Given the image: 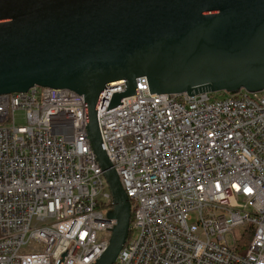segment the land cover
Segmentation results:
<instances>
[{
  "label": "built area",
  "instance_id": "1",
  "mask_svg": "<svg viewBox=\"0 0 264 264\" xmlns=\"http://www.w3.org/2000/svg\"><path fill=\"white\" fill-rule=\"evenodd\" d=\"M124 88L97 106L132 208L113 264H264V89L152 93L139 76L110 107ZM86 124L72 89L0 93V264H89L107 246L112 196Z\"/></svg>",
  "mask_w": 264,
  "mask_h": 264
},
{
  "label": "water",
  "instance_id": "2",
  "mask_svg": "<svg viewBox=\"0 0 264 264\" xmlns=\"http://www.w3.org/2000/svg\"><path fill=\"white\" fill-rule=\"evenodd\" d=\"M139 76L152 93L264 89V0H0V93L38 85L83 97L115 220L89 264L114 263L132 214L99 134L98 102L123 82L109 106L120 104Z\"/></svg>",
  "mask_w": 264,
  "mask_h": 264
},
{
  "label": "rangeland",
  "instance_id": "3",
  "mask_svg": "<svg viewBox=\"0 0 264 264\" xmlns=\"http://www.w3.org/2000/svg\"><path fill=\"white\" fill-rule=\"evenodd\" d=\"M229 93L228 92H225V91H217V92H211V97L212 98H222L224 96H227ZM17 117V122L20 123V124H23L24 123V119L22 117V114L21 113H17L16 115Z\"/></svg>",
  "mask_w": 264,
  "mask_h": 264
},
{
  "label": "trees",
  "instance_id": "4",
  "mask_svg": "<svg viewBox=\"0 0 264 264\" xmlns=\"http://www.w3.org/2000/svg\"><path fill=\"white\" fill-rule=\"evenodd\" d=\"M131 219H132V215H131ZM249 240H250V233L241 237L240 244L245 245L246 243L249 242Z\"/></svg>",
  "mask_w": 264,
  "mask_h": 264
}]
</instances>
